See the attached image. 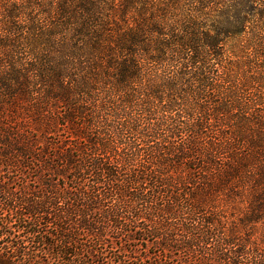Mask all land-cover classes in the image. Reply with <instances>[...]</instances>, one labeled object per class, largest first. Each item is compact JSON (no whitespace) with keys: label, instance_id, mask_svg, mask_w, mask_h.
Masks as SVG:
<instances>
[{"label":"trees","instance_id":"trees-1","mask_svg":"<svg viewBox=\"0 0 264 264\" xmlns=\"http://www.w3.org/2000/svg\"><path fill=\"white\" fill-rule=\"evenodd\" d=\"M0 264H264V0H0Z\"/></svg>","mask_w":264,"mask_h":264},{"label":"rangeland","instance_id":"rangeland-1","mask_svg":"<svg viewBox=\"0 0 264 264\" xmlns=\"http://www.w3.org/2000/svg\"><path fill=\"white\" fill-rule=\"evenodd\" d=\"M147 247V249L149 250V252H151V253H153V251H154V247L153 246H151V243L149 242V243H147V245H146ZM143 254H145V251L143 252Z\"/></svg>","mask_w":264,"mask_h":264}]
</instances>
